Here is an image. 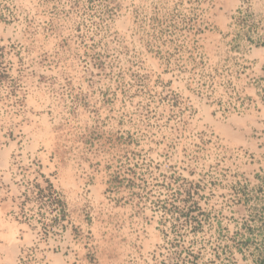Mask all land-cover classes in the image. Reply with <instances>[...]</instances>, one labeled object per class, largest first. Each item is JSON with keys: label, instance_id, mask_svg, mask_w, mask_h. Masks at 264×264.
I'll list each match as a JSON object with an SVG mask.
<instances>
[{"label": "rangeland", "instance_id": "1", "mask_svg": "<svg viewBox=\"0 0 264 264\" xmlns=\"http://www.w3.org/2000/svg\"><path fill=\"white\" fill-rule=\"evenodd\" d=\"M0 264H264V0H0Z\"/></svg>", "mask_w": 264, "mask_h": 264}]
</instances>
